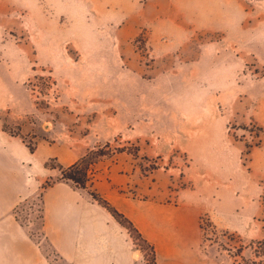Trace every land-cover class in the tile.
<instances>
[{"label":"rangeland","instance_id":"obj_1","mask_svg":"<svg viewBox=\"0 0 264 264\" xmlns=\"http://www.w3.org/2000/svg\"><path fill=\"white\" fill-rule=\"evenodd\" d=\"M99 149L85 190L59 180L57 165ZM8 173L26 177L13 216L47 264H149L91 192L133 223L155 264L258 263L264 0H0ZM53 187L83 219L72 239L44 230ZM202 216L213 228L200 230Z\"/></svg>","mask_w":264,"mask_h":264},{"label":"crops","instance_id":"obj_2","mask_svg":"<svg viewBox=\"0 0 264 264\" xmlns=\"http://www.w3.org/2000/svg\"><path fill=\"white\" fill-rule=\"evenodd\" d=\"M24 178L19 173H8L6 179H0V264H47L39 245L13 216L17 202L29 191ZM61 190L65 189L53 187L43 193L44 230L50 237L72 239L78 236L83 219L78 217L77 204L62 198Z\"/></svg>","mask_w":264,"mask_h":264},{"label":"trees","instance_id":"obj_3","mask_svg":"<svg viewBox=\"0 0 264 264\" xmlns=\"http://www.w3.org/2000/svg\"><path fill=\"white\" fill-rule=\"evenodd\" d=\"M45 88V87H44ZM40 90H43L42 87H39ZM106 148H109V144L105 145ZM28 150L30 153L34 152V149L32 147H28ZM117 152L122 153L124 152L123 149H116ZM106 156L101 149L97 151H91L87 153L85 156L81 157L79 160H77L75 163L70 165L67 168H63L60 165L56 166V169H58L60 177L59 180L65 183H70L73 187L80 188V189H86L89 182H90V175H91V167L95 165L99 158ZM46 166V165H45ZM51 185L46 182L45 185H43V189L49 188ZM90 197L96 201L101 207L106 209L108 213L122 226L126 227L129 231L133 232L137 236V240L145 246L149 251V258L150 261L149 264H155V257H154V250L153 247L147 243L146 240H144L141 236V234L137 231L133 223L125 217L122 213L118 212L115 208H113L107 201L103 200L101 197H99L98 194L95 192L89 193ZM202 225H205V227H212V224L210 220L207 218V216H202L200 218V225L199 228L201 231L204 232V228ZM253 246L256 245L255 249L253 250L254 256L257 258H262L258 263L254 264H264V241H259L252 243ZM237 256L241 253V250L237 251Z\"/></svg>","mask_w":264,"mask_h":264}]
</instances>
